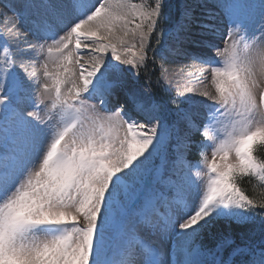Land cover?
<instances>
[{"label":"snow or ice","instance_id":"1","mask_svg":"<svg viewBox=\"0 0 264 264\" xmlns=\"http://www.w3.org/2000/svg\"><path fill=\"white\" fill-rule=\"evenodd\" d=\"M5 7L25 27L0 13V264H264V199L239 186L264 187V0ZM171 55L208 65L214 91L201 81L181 107L131 82ZM257 223L259 244L195 243Z\"/></svg>","mask_w":264,"mask_h":264},{"label":"rangeland","instance_id":"2","mask_svg":"<svg viewBox=\"0 0 264 264\" xmlns=\"http://www.w3.org/2000/svg\"><path fill=\"white\" fill-rule=\"evenodd\" d=\"M23 2V0H0V13H7V16L9 19L16 24H19L21 27V30L23 31L25 27V22L18 18L12 11H9V8H6L5 5H8L11 7V5L16 4L19 5ZM134 3H141L138 0H132ZM177 0L172 1V5H176ZM173 11L175 8H172ZM3 21V16H0V58L7 55L4 51V43L2 37L7 35V31L5 28ZM139 23V21H136ZM130 27H134V25H130ZM29 40H32V37L29 36ZM8 46H10L11 49L15 50L20 47H22V44L19 40H16L12 38L11 36H8ZM189 50L197 48L196 45H190L188 46ZM195 54V53H194ZM19 52H17V56L19 57ZM26 55H33L31 53H28ZM54 57L49 58V67L51 70H55V66L52 64V60ZM158 64V72L161 83H163L165 80H167V87L171 90L169 91L172 93L177 99L183 102L184 96H193L198 99H205L203 97H200L198 94L200 91L203 90V84L201 81H204V83H208L209 88H212L211 84L205 80V76H207V72L205 71L208 67V65H202L198 61L192 60V59H186L184 57L171 55L168 62L164 65L163 68V76L161 75V69L160 65ZM40 71L42 72L43 69L41 68ZM130 77H132L131 82L141 91L146 92L147 95L152 99V94L150 92V89L145 87L146 84L138 81L135 77L132 76L131 73L128 74ZM256 80L258 84L257 92L260 90H264V72H262L259 68L257 69V75ZM185 89H191L193 91H185ZM214 91V88H212ZM183 92L184 96L178 95V93ZM153 100V99H152ZM214 103V102H209ZM185 105H182L181 107H184ZM169 108L175 109L174 106H169ZM204 114L201 113V117ZM171 115H169V119H171ZM200 118H197V123L199 122Z\"/></svg>","mask_w":264,"mask_h":264},{"label":"trees","instance_id":"3","mask_svg":"<svg viewBox=\"0 0 264 264\" xmlns=\"http://www.w3.org/2000/svg\"><path fill=\"white\" fill-rule=\"evenodd\" d=\"M141 2V0H138ZM143 1V0H142ZM174 2V0H172ZM175 4L172 5V8H175ZM154 47H159L155 45L153 41ZM151 55V53L149 54ZM160 80L159 72H158V64L153 65L150 61L147 63L146 67H142L140 69V78L138 81L148 84L151 81L150 92L152 94L153 101H168L170 98H176L172 93L165 92L163 89L157 85L156 81ZM177 99V98H176ZM177 102L180 103V106L184 105L182 101L177 99ZM169 106H174L172 104H168ZM175 107V106H174ZM193 139L196 141H200L202 138L200 133H197L193 136ZM255 155L258 158L264 159V147H258L256 149ZM190 158L195 160L197 159L196 152L191 153ZM159 163V160H157ZM239 186L244 190L245 194L249 196V198L254 199L259 202L264 199V187L261 186V182H259L255 178L243 177ZM227 238L230 243L241 244V243H256L259 244L261 240V233L259 224L255 226L241 227L235 225H225L222 229L213 232V233H205L201 234L195 241L196 245H202L205 248H211L216 245L221 238Z\"/></svg>","mask_w":264,"mask_h":264}]
</instances>
